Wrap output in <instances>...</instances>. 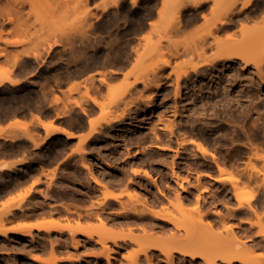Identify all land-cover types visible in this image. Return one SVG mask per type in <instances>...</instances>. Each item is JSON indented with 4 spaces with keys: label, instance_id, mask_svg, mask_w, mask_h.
I'll use <instances>...</instances> for the list:
<instances>
[{
    "label": "rangeland",
    "instance_id": "obj_1",
    "mask_svg": "<svg viewBox=\"0 0 264 264\" xmlns=\"http://www.w3.org/2000/svg\"><path fill=\"white\" fill-rule=\"evenodd\" d=\"M112 1L100 0L92 5V0H0V76L2 79L6 74L18 79L16 85L0 88V114L13 111L17 114L55 115L53 123L70 128L76 134L65 139L53 136L55 140L50 138V146L44 148L54 157V166L44 181L39 180L38 194L28 204L52 210L35 221L27 217L2 216L4 232H0V264H108L101 244L88 239L86 232H92L96 237V231L105 229L113 234L143 231L140 223L117 224L112 222L111 217L128 209L131 205L122 206V202L130 200L131 195L135 197L136 193L139 198L135 202L137 208L151 204L162 215L184 226L188 225L189 217L196 219L200 211L210 220L212 215L218 218L214 222L220 231H228L225 229L228 224L233 228L238 224L240 231L258 230V225L251 226L247 222L257 221L254 213L245 216L236 213L234 196L224 202L216 200L220 185L205 174L210 170L202 163L208 161V156L202 154L203 157H199L193 144H181L184 137L193 136L212 148L211 140L205 138L207 117L202 124L204 116L198 115L200 108H197L205 103L206 98H193L190 96L192 90L183 94L182 98H174L173 93L176 72L189 70L191 63L214 55L212 48H207L201 55L196 53L201 51V38L213 20L208 6L215 3L226 5L232 0L208 1L205 9L207 16L201 17L199 13V18L191 23L188 22V15L194 10L192 6L182 9L180 21L176 18L184 0H120L117 5H112ZM242 1L238 0L236 6ZM107 2L111 5L103 9ZM255 7L263 11L264 0H252L247 11ZM208 39L212 40L211 37ZM165 59L169 64L157 68L156 64ZM235 60L233 63L237 65ZM252 69L255 72L253 65L240 70V80L231 85V93L235 92L233 95L236 96L230 100V104L233 102L240 108L251 104V115H247L250 128L255 127L264 116V111L260 118L252 112L255 103H263L260 107L264 106V86H260V91L255 88L263 76L258 77ZM140 75L147 77L145 85L136 82V77ZM223 78L226 80L225 75ZM250 79L253 82L249 83ZM157 80L162 82L159 88L154 87ZM188 85L192 87L193 83ZM238 87L241 88L240 94ZM254 90H258V95L263 97H258ZM93 97L96 101L91 100ZM253 100L255 103L250 102ZM175 105L177 117L182 121L186 119L179 131L175 127L172 131L168 129L169 124H177L172 116ZM243 116L244 113L238 118V123L245 119L241 118ZM195 119L198 122L193 123ZM89 120L94 122L95 130ZM131 122L135 126H145L143 130L147 132L142 137H136L132 133ZM153 132L161 139L152 138ZM233 144L236 143L227 141V145L234 147ZM191 153H194L195 160L190 165L182 163L181 160H186ZM252 161L260 171L254 176L261 181L264 157L256 160L253 157ZM86 164L89 167L86 168ZM172 164L175 170H179V176L187 179L182 181L174 176ZM133 168L150 169L157 181L143 174L133 175ZM242 169L244 164L235 171ZM253 172L250 168L241 172L239 185L245 199L251 190L245 187L249 183L248 174L253 175ZM199 173L200 178L197 177ZM222 176L224 182L227 180L224 186L227 185L220 188L230 193L232 182L229 183L227 173ZM95 178H99L100 184ZM199 184L206 188L201 193V204L185 195L194 196ZM103 185L121 196L105 204ZM184 189L185 198L182 199L180 195ZM255 189L256 192L260 190ZM26 197L22 200L14 197V203L23 205ZM246 201L243 200L244 205ZM258 214L262 215L261 223H264V209ZM105 216L111 217L106 228L100 221L102 218L105 221ZM155 217L154 220L160 221ZM46 220L58 221L63 229L16 228L18 221L33 224ZM147 231L158 230L150 228ZM86 237L88 240H85ZM77 239L81 242L79 245H76ZM166 242L176 245L173 240ZM109 244L114 246L111 240ZM135 246L132 243L122 246L111 264H130L128 255ZM258 252L264 254V249L255 247L250 255ZM149 255L153 264H169L157 247H151ZM185 260L189 264L188 259ZM175 262L182 264L185 261L175 258ZM136 264H148L146 255L140 254ZM196 264H202V261L199 259Z\"/></svg>",
    "mask_w": 264,
    "mask_h": 264
},
{
    "label": "bare ground",
    "instance_id": "obj_2",
    "mask_svg": "<svg viewBox=\"0 0 264 264\" xmlns=\"http://www.w3.org/2000/svg\"><path fill=\"white\" fill-rule=\"evenodd\" d=\"M119 1L120 0H114L112 1V3L107 2L108 4L104 5L103 9H106L108 5L111 4L117 5ZM208 1L210 0H184L177 11V20L180 21V13L182 9L187 6H192L194 8L193 12L188 15V22L191 23L192 21L199 18V13L201 17H206L207 13L205 12V9L206 3ZM251 1L252 0H243L240 3L241 5L239 6H236L238 0H232L226 5L215 3L214 6H208L209 13L213 15V20L208 24V26L206 27V32L201 38V43L199 44L201 51H197L196 53L198 55H201L206 51L207 48H212L214 49V55L212 57H205L199 62L191 63L189 65V70H183L182 72L176 73L174 72L176 74V78L174 80L173 93L174 98H182L184 96L183 94H186L187 92L192 90L190 96H192L193 98H206L205 103L199 104L197 108H200L198 110V115L204 116V119L201 120L202 124L206 121L205 117H207V136H205V138H207L206 140H211V143L213 144L212 148L209 147L211 145H206L205 142H202V140L199 139H195L193 136H189L187 138L184 137L181 140V144L185 146L193 144L195 146V149L197 150L199 157H203L201 156L202 154L204 156H208V161L206 160L207 162L202 161V163H205V165L209 167L210 171L205 173L207 176L214 178V180L219 183L222 182L223 184L226 183L227 180L226 182L223 181L224 178L222 174H228V179H230L229 183L232 182L230 186L228 183L231 194L229 193V191L224 192V189L220 188L222 185L221 184L219 187L220 193L218 195V199L216 200H221L222 202H224L223 200H231L232 196H234V199L237 202L236 213L243 216L254 213L257 216V221H246L251 226L258 225V230L240 231L238 228V224H236L234 228L233 225L228 224L225 226V229L228 231H220L216 229V222H214L218 218L212 215V220H210V217H205L200 211H198L196 219H193V217H189L187 220L188 225L184 226L183 223L181 224L178 221L165 217L159 211L155 210L154 206L151 204H144L142 208H137L135 202L139 198L136 193L134 194L135 197L131 195L130 200L122 202V206H125L124 204L131 205L128 209L122 210V213L113 214L111 217H113L112 222L117 224L130 225L140 223V228L143 231H128L127 233L124 232L113 234L111 231H107L105 229V231H96V237H94L92 232H86L89 238L86 237L85 240L94 239L96 242L101 244L103 252L105 253V259L108 264H111L112 259H115L116 253L120 251L121 247L128 245L129 243L136 245L128 255L130 264H136L137 258H139V255L142 253L146 255L148 264H153V258L150 255L148 256V250L151 249V247H157L158 249H160L169 264H179L178 262H175V258L178 261L184 260L186 264L187 260H185V258L188 259L189 264H196V261L199 259L202 261V264H264L263 253L258 252L255 255H250V251L255 247L258 249H264V223H261L262 215L258 214L264 209V172H261V174L263 175V177H261V181L260 179H257V177H255L254 175H259L260 171L255 168L254 162L252 161L253 157L255 158V160L256 158L260 159L264 157V116H262L263 119H260L261 121L259 120L260 122L257 121L258 124L255 127L250 128V124L247 123V115L250 114L249 108L251 107V104H248L247 106L245 105V108L242 106V108H240L239 106L233 105V102L232 104H230V100H234L231 98L233 96H236L233 95L235 92L233 94L231 93V85H234V83L232 82L240 80V70H246L250 65H253L257 76H263L262 79L260 78V82L262 84H254L256 86L255 88L259 90L260 86H264V10L262 11L259 10L258 7H255V9L251 10L250 12L249 10L247 11L251 4ZM262 9H264V7ZM210 37L212 40L208 39ZM220 37H223L224 39ZM234 59H236L235 61H237V65L233 63ZM168 64L169 61L165 59L159 62V64H156V67L160 68ZM224 75L226 76V80H224L223 78ZM4 78L9 79L11 84H15L18 81L17 79L9 78V76H7L6 74L3 75V79ZM146 78L147 77L145 75H140L136 77L135 80L136 82H142L145 85ZM250 81L252 80L250 79L249 83ZM257 81L258 80H256V82ZM191 82L193 83V86L189 87L188 84ZM161 83L162 82L160 80H157L154 83V87L159 88L161 86ZM241 86L243 88L245 87V84L244 86ZM183 87H186V89H184ZM196 90H198L197 93ZM237 90L238 94H240L241 88L238 87ZM243 90L244 89H242V91ZM258 90H254L257 95ZM260 96L258 95V97ZM249 97L252 98L253 96ZM255 97L257 96H254L253 98ZM91 100L96 101L94 97L91 98ZM74 102L76 103V105L79 104L78 101ZM250 102L253 103L254 100ZM242 104L243 103H241V105ZM261 104L263 103H260V105ZM260 105L255 103L253 107L255 109L252 111L255 113V117L258 118H260L259 115L261 116L262 111H264V106L260 107ZM176 107L177 106L175 105L172 116H174L173 121L176 118L175 123L177 124L176 126H174V124H169L168 129L171 131L174 129V127L177 131L181 130V125L186 120L185 119L184 121H182L177 117ZM243 113L245 117L243 116L241 118L245 119H243L242 123H238L237 120ZM37 118L42 123V125L48 129V134L56 128L61 129L67 136L73 137L74 135H76L75 132L70 128L68 129L64 126H54L50 121H44L39 116ZM258 118H256V120ZM89 122L90 124H92L93 130H95L96 127L95 125H93L94 122L91 120H89ZM196 122H198L197 119L193 120V123ZM131 123L132 124L130 125L132 127V133L136 137H142L147 132L143 130L145 126H135L133 122ZM223 123H227L229 126H225ZM190 131H194V128H190ZM151 137L161 139V137L156 132H153ZM236 138H240V140L238 139L239 141L237 142L234 141ZM228 140L231 141V143H236L235 145L233 144L234 147L232 145H227ZM232 147L233 149H231ZM194 160V153H191L187 155L186 160H181V162L185 163L186 165H190V163ZM185 164H183L182 166H184ZM242 164H244V169H242V171L237 170L236 172L235 170L241 167ZM3 165L4 163H0V167H2ZM87 166L88 165L86 164V168ZM173 167L174 166L172 164L171 171L174 176L180 178L182 181L183 179H187L186 177L183 178L179 176L181 175L178 173L179 170L177 171V169L175 170ZM215 167L219 171L218 176H214ZM247 168H250L252 172H254L253 175H251L252 173L248 174L249 183H247V180H245V182L247 183L245 187L251 188V190L249 189V197L245 199L243 198L244 194L243 190L240 188L239 181L242 177L241 172H245ZM153 169L157 168L153 167ZM234 172L235 174H233ZM157 173L159 172L157 171ZM132 174L136 176L143 174L147 177H153L154 182L157 181V178H155L154 176L155 174L153 175L150 169L133 168ZM197 175V177L200 178V173ZM98 179L95 178L94 180L96 181V183L100 184V181ZM21 180L22 176L17 173H3L0 176V195L10 192L16 185L21 183ZM37 180L38 178L35 179V181ZM182 181L179 182V185L181 187H183ZM226 185H223V187H226ZM103 186H105V204H109L111 202V199H118L121 196L120 193H116L115 191H113V189L108 188V186ZM196 188L197 192L196 194L194 193V196H191L189 194L185 195L188 196V199L195 201L197 204H201V193L202 191L206 190V188L203 184H199ZM255 188H260V190H257L256 192ZM29 190L30 187L25 189L23 193L18 192L16 196H10L9 201L4 202L0 205L1 233L4 232V224L2 219L3 215H6L8 217H15L19 214L25 215L26 212L35 209L33 205H30L28 203L27 204L29 206L24 203L23 205L14 203V197H20L21 200L22 198L25 199V197L29 194ZM225 190H228V188ZM184 191L185 189L181 191L180 198L182 199L185 198L183 197ZM209 200L211 199L209 198ZM243 200H248L246 201V205L243 204ZM195 208H197V206H195ZM46 210L49 212L52 209L47 208ZM211 212L213 213V211ZM155 216H157L160 221L157 222L156 220H154V218H156ZM111 217L105 216V221L102 218L100 220L101 225H105L106 228V225H109L108 220L109 218L111 219ZM17 223L18 225L16 226V228L20 227V229L24 226L35 227L36 229H42L45 231L55 228L63 229V226L60 225L58 221L54 220H46L33 224H28L27 222L19 223V221ZM134 227L135 226H133L132 228ZM150 228H155L158 231H147ZM172 229H175L176 231H171ZM182 229L185 230L181 231ZM156 233H159L160 235H157ZM164 234H168V236H163ZM109 240H111L114 244L113 247H111V244H109ZM165 240H173L176 245L172 246V243H168ZM77 241L76 245H79V243L81 242L79 239H77ZM175 252L177 253L176 255H174ZM184 263L182 262V264Z\"/></svg>",
    "mask_w": 264,
    "mask_h": 264
},
{
    "label": "crops",
    "instance_id": "obj_3",
    "mask_svg": "<svg viewBox=\"0 0 264 264\" xmlns=\"http://www.w3.org/2000/svg\"><path fill=\"white\" fill-rule=\"evenodd\" d=\"M98 1L100 0H92V5ZM9 78L17 79L10 75ZM17 83L11 84L9 79H3V76L1 79L0 76V88L13 86ZM38 116L44 121H50L54 126H58L56 122L53 123L55 115L47 116L31 112L17 114L13 111L0 114V163H4L0 167V176L3 173H17L22 176L21 183L16 185L10 192L0 195V205L7 202L10 196H16L18 192L23 193L28 187H30L29 194L26 197V202L23 203L26 204L31 201L33 196H37L40 188L38 187L40 184L39 180L44 181L47 173L54 166L52 162L54 157L48 150H44L46 146H50L49 139L53 136L63 139L72 137L67 136L61 129L56 128L48 134V129L38 120ZM218 174L219 171L215 167L214 176H218ZM36 178H38L37 181H35ZM214 181L219 185L222 184V182ZM32 185L33 190L31 191ZM223 185L224 183L221 186ZM38 199L41 200L40 198ZM33 206L35 209L26 212L25 215L19 214L15 217L25 216L27 219L35 221L48 212L46 207H41L38 204H33Z\"/></svg>",
    "mask_w": 264,
    "mask_h": 264
},
{
    "label": "flooded vegetation",
    "instance_id": "obj_4",
    "mask_svg": "<svg viewBox=\"0 0 264 264\" xmlns=\"http://www.w3.org/2000/svg\"><path fill=\"white\" fill-rule=\"evenodd\" d=\"M253 9H255V8H253Z\"/></svg>",
    "mask_w": 264,
    "mask_h": 264
}]
</instances>
